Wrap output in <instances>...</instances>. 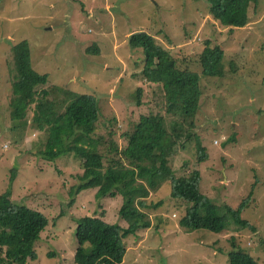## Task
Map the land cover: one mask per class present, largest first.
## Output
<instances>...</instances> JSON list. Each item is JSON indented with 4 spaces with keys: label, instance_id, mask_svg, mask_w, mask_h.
Returning <instances> with one entry per match:
<instances>
[{
    "label": "rangeland",
    "instance_id": "1",
    "mask_svg": "<svg viewBox=\"0 0 264 264\" xmlns=\"http://www.w3.org/2000/svg\"><path fill=\"white\" fill-rule=\"evenodd\" d=\"M206 1L0 4V196L10 191L14 204L48 220L35 246L36 258L28 264H75L76 231L83 218L123 229L127 223L119 215L122 197L98 199L95 189L71 195L81 184V162L73 154L56 161L41 157L48 133L33 128V111L26 131L15 129L10 102L12 85L21 75L14 49L22 43L30 46L33 68L47 74L51 84L98 99L95 137L107 141L111 131L124 148V133L131 132L142 115L161 114L166 134L178 138L168 160L171 176L198 170L201 194L221 208L237 209L250 198L242 218L255 232L232 226L221 235L186 233L178 225L186 206L170 197V177L139 176L151 194L148 204L161 205L146 211L151 229L124 241L127 254L122 264H230L233 242L264 264V0L251 5L249 24L233 31L211 16ZM138 33L152 36L179 69L199 75L201 96L193 117H180L179 100L172 101L159 85L142 77L143 54L129 46V38ZM205 42L225 52L224 77L201 74L199 57ZM174 125L181 128L173 131ZM195 136L205 148L201 163L196 160Z\"/></svg>",
    "mask_w": 264,
    "mask_h": 264
},
{
    "label": "trees",
    "instance_id": "2",
    "mask_svg": "<svg viewBox=\"0 0 264 264\" xmlns=\"http://www.w3.org/2000/svg\"><path fill=\"white\" fill-rule=\"evenodd\" d=\"M4 0H0V4ZM211 16L223 27L234 30L249 24V9L259 0H207ZM129 46L143 54L141 75L148 83L157 84L171 100H179V115L183 119L193 117L197 111L201 92L199 75L187 69H179L176 61L160 47L155 39L138 33L129 38ZM20 79L12 85L11 119L15 129L26 131L31 120L34 129L47 131L45 149L40 152L46 161H56L66 154H73L83 170L81 184L70 193L97 190V198L122 197L120 217L127 223L123 229L107 225L94 217L78 221L76 231L77 250L75 264H122L127 254L125 240L142 230L152 228L146 211L158 206L148 204L149 188L139 176L159 173L170 177V197L184 203L185 214L179 227L186 233L204 231L221 235L235 226L238 230L255 232L251 224L242 218L248 202L237 209L218 207L200 192V173L194 170L185 176L170 175L169 158L178 144L177 137L166 134L164 116L142 115L131 132L124 133L126 146L121 148L109 131L106 141L95 137L98 123V99L89 94H78L59 88L49 81L47 74L38 73L32 65L31 50L27 43L15 47ZM225 52L204 43L199 57L201 74L224 77ZM176 92V93H175ZM136 102L141 103L142 90L137 91ZM168 101L166 110L171 105ZM176 126L172 127L177 131ZM179 132V131H178ZM197 162L205 158V148L194 137ZM148 165V167H146ZM140 168L138 172L136 168ZM13 178L17 170H12ZM152 187V184H149ZM48 220L39 212L14 204L10 191L0 196V264H28L34 261V252ZM229 256L230 264H258L250 255L235 248Z\"/></svg>",
    "mask_w": 264,
    "mask_h": 264
}]
</instances>
